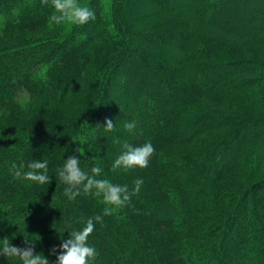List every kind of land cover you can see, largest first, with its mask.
Instances as JSON below:
<instances>
[{
	"label": "trees",
	"instance_id": "obj_1",
	"mask_svg": "<svg viewBox=\"0 0 264 264\" xmlns=\"http://www.w3.org/2000/svg\"><path fill=\"white\" fill-rule=\"evenodd\" d=\"M80 3L95 19L57 26L50 0H0V239L56 264L103 215L94 191L63 195L56 170L76 155L96 179L143 180L94 221L90 264H264V0ZM149 141L147 168L112 170ZM33 159L50 184L15 175Z\"/></svg>",
	"mask_w": 264,
	"mask_h": 264
},
{
	"label": "clouds",
	"instance_id": "obj_2",
	"mask_svg": "<svg viewBox=\"0 0 264 264\" xmlns=\"http://www.w3.org/2000/svg\"><path fill=\"white\" fill-rule=\"evenodd\" d=\"M54 9L49 18V22L54 25L71 24L73 26H83L95 19L94 11L87 5L80 3V0H50ZM42 4L48 5L49 0H42ZM114 123L111 119L105 120V130L112 131ZM136 123L128 122L125 129L133 131ZM119 143L118 140L115 141ZM124 151L115 160L112 170L123 168L125 170L147 168L155 149L152 143L146 142L140 146H132L127 143L123 145ZM80 152V149H77ZM13 170L17 177H21L39 185L50 184L49 165L47 160L33 159L27 164V171H23L25 165L21 164L19 169L13 164ZM57 176L61 184L65 185L63 195L69 201H74L83 188L84 193H92L102 197L105 204L103 215L89 218L85 226L78 231H72L69 238L63 241L59 249L53 248L50 255L56 256V264H90L94 261L97 252L94 247L88 245L89 236L93 233L95 223H100L103 216L111 215L114 209L126 206L131 197L138 194L143 184L142 179H136L134 187L129 189L127 185L113 184L108 179H96L101 175L103 169L100 167L91 168L89 174L80 167V159L76 155L69 156L62 167L58 168ZM95 221V223H94ZM24 246H14L11 241L4 237L0 239V256L8 259H18L21 264H49V260L42 254L35 251V242L24 239ZM57 252L59 254L57 255Z\"/></svg>",
	"mask_w": 264,
	"mask_h": 264
},
{
	"label": "rangeland",
	"instance_id": "obj_3",
	"mask_svg": "<svg viewBox=\"0 0 264 264\" xmlns=\"http://www.w3.org/2000/svg\"><path fill=\"white\" fill-rule=\"evenodd\" d=\"M262 6H263V4H262ZM21 99H23V100H24V94H22V96H21Z\"/></svg>",
	"mask_w": 264,
	"mask_h": 264
}]
</instances>
